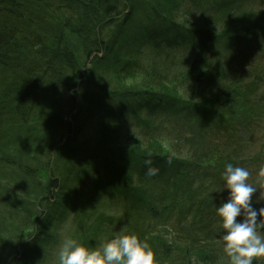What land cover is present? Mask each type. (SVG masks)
Masks as SVG:
<instances>
[{
    "label": "trees",
    "instance_id": "trees-1",
    "mask_svg": "<svg viewBox=\"0 0 264 264\" xmlns=\"http://www.w3.org/2000/svg\"><path fill=\"white\" fill-rule=\"evenodd\" d=\"M246 1L0 0V264H53L65 239L54 230L64 224L66 238L86 247L124 229L147 240L157 264H224L215 208L228 197L225 164L240 161L198 155L192 143L180 157L150 119L170 112L190 129L200 118L220 124L213 130L236 128L237 107H218L242 105L249 86L238 65L203 47L264 40V16L249 14ZM188 3L201 10L197 27L180 19ZM182 47L193 57L180 80L169 76L174 59L163 72L145 63L147 51L169 61ZM183 80L201 105L183 99L175 85ZM147 158L155 177L145 175ZM246 161L255 185L262 159ZM114 205L119 216L106 213Z\"/></svg>",
    "mask_w": 264,
    "mask_h": 264
},
{
    "label": "rangeland",
    "instance_id": "rangeland-1",
    "mask_svg": "<svg viewBox=\"0 0 264 264\" xmlns=\"http://www.w3.org/2000/svg\"><path fill=\"white\" fill-rule=\"evenodd\" d=\"M200 6H207V2L201 3ZM244 9H246L249 14L264 16V0H248L244 5ZM201 18V10L196 11V7H194L193 4L188 3L181 10V21H187L186 23H189V25L192 27L199 26L202 22ZM189 48L182 47L177 50V52L175 51L169 61L165 60V53L158 54L147 51L145 55V63L147 65H157L159 70L163 72L166 68V65L168 64L169 66L171 60L174 59L175 65L171 64L172 66L170 67L173 70L169 76H175L173 75L174 72L178 75V80H180L179 78L181 77V73L187 69L186 67L185 69L182 67V63H184L188 57H193V52ZM203 48L206 51V56H213L215 58L227 60L229 62L232 61V63L238 65L237 68L241 73L243 84H246L245 86H249V89H246L245 101L242 105H239L240 103L233 102L229 99L230 101L222 100L218 108L224 109L225 112L227 107L231 109L237 107V109L242 113V115H240L242 117H244V113L249 110L252 113L250 115V119L245 120L242 117H237L239 119H235L236 128L231 129V127H227V129L216 130H213V128H218L217 126L220 124L211 128L209 125H213L212 119L204 120V118H200V122H198L197 127L190 129L184 124L179 123L182 120H185V117H179L178 119L173 117V114L170 112L161 115L158 114L157 116L152 117L150 122L154 127L157 126L163 128L162 131L159 129L157 138L164 145L168 146L169 143L172 144V147L174 146L177 148L180 151L178 153V155L180 154V157L187 155L186 152L191 151L192 147H187V145L192 143L194 147L198 148V150H194L193 153L196 152L199 155L206 151L221 157H227L229 155L232 160L236 162L240 161L236 166L247 168L251 173L254 169L248 168L249 163L246 160L258 158V162L256 163L258 164L261 158V165H264V40L249 39L244 41L242 44H238L237 42L230 43L228 44V48L223 47L214 49L215 46L210 47L208 45ZM188 62L189 64L185 63V66L190 68L191 61L188 60ZM140 81L141 78L134 81L133 84H139L138 82ZM191 83L192 82L189 81L186 83L183 80L182 82H176L175 85L176 87L178 86L177 90L181 93L183 99L185 98V100H192L194 103L201 105L199 102L201 100L200 97L194 99L191 98L194 95H192L193 88L191 87ZM212 92L215 93V88L213 86ZM201 108L204 109L205 107L201 106ZM143 118L147 120V117L143 116ZM190 118L192 119L193 117ZM219 120L224 122V127L227 126V121L225 120L224 116L220 117ZM95 121L93 120V122L85 130L82 140L88 141L91 139L94 131L96 130V125H94ZM216 122L220 123L217 120ZM238 122L240 124H237ZM139 126L140 125H138L137 122H135V124H132L131 122L129 129L132 128L131 131L133 128L141 130ZM200 128L204 129L200 130ZM181 132L182 137H180ZM125 134L127 137H129L128 132H125ZM194 134L196 136H194ZM132 135L133 133L131 136ZM186 137H191L192 141L188 143V139H185ZM253 181L254 180L251 179L249 183H253ZM254 195L258 197L259 190ZM260 202L264 203V201ZM121 207L122 206L114 205L113 208L106 213L113 215L116 214L119 216L122 214ZM68 231L69 226H67V224H64L61 228L59 227L58 230H54L55 233L59 232L58 234H60L62 238H66ZM53 264H57L56 254Z\"/></svg>",
    "mask_w": 264,
    "mask_h": 264
},
{
    "label": "clouds",
    "instance_id": "clouds-1",
    "mask_svg": "<svg viewBox=\"0 0 264 264\" xmlns=\"http://www.w3.org/2000/svg\"><path fill=\"white\" fill-rule=\"evenodd\" d=\"M144 163L146 177L159 174L153 159L147 158ZM168 163H172L171 158ZM250 175L247 168L232 163L224 166L222 179L228 197L215 208L224 230L220 236L224 264H261L264 258V207H253L252 200L259 190L256 202L264 201V165L256 171L255 185L249 183ZM56 255L57 264H157L147 240L124 229L99 241L96 247H86L78 239L67 237L59 244Z\"/></svg>",
    "mask_w": 264,
    "mask_h": 264
}]
</instances>
